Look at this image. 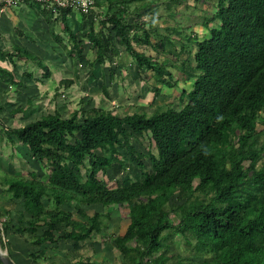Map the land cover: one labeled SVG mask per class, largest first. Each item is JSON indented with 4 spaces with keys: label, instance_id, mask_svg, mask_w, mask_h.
I'll return each instance as SVG.
<instances>
[{
    "label": "trees",
    "instance_id": "1",
    "mask_svg": "<svg viewBox=\"0 0 264 264\" xmlns=\"http://www.w3.org/2000/svg\"><path fill=\"white\" fill-rule=\"evenodd\" d=\"M153 1L94 0L96 7L105 5V16L96 21L90 17L80 39L65 22L71 10L63 9L60 19L68 44L56 35L53 39L73 64L85 61L82 40L91 43L95 58L91 63L85 61L91 70L106 60L117 61L123 47L134 61L133 70L152 72L160 86L151 88V105L161 87L176 85L169 69H179L191 83L190 89L179 95L180 107L156 105L150 114L138 111L120 116L97 107L85 110L88 103L81 99L80 108L67 118L55 110L19 127L0 126L2 139L14 148L15 155L34 167L27 177L0 172V201L22 202L17 222L11 227L33 246L65 240L78 252L107 226L110 206H125L129 224L122 236L112 240L122 264H166L165 256L155 255L171 232L190 233L197 251L211 255L199 264H264V142L259 144L261 132H257V125H264V0H217L210 21L218 26L207 28L208 37L203 40L193 36L196 50L192 62H177L181 53H189L188 48L180 42L177 52L176 41L160 36L157 27L142 21L140 13ZM27 5L37 9L51 29L50 24L56 21L51 20V10L42 4ZM166 31L179 33L175 27ZM133 44L153 51L159 45L165 55L163 61L136 51ZM12 51L0 50V60L12 63L25 58L41 70L44 79L51 77L38 56L16 45ZM115 68L121 72L123 66L117 63L108 76L103 72L95 76L94 69L91 71L105 96L111 87L105 81L113 83ZM78 74L74 70L72 79L59 83L68 87ZM25 75L32 76L30 72ZM0 79L9 85L20 83L2 67ZM29 105L30 100L27 108ZM27 108H16L11 114H23ZM137 137H146L155 152L137 151L132 144ZM120 150H125L138 169L145 170L146 161L150 167L145 178L128 176L126 183L117 182L109 188L98 174L112 170L114 164L122 172L127 170ZM39 168L46 173L38 174ZM196 193L204 195L206 205L193 203ZM174 195L176 201H182L179 206H169ZM83 204L101 206L104 212L89 215L81 209ZM72 206L78 218L63 209ZM170 213L177 218L176 224ZM10 223L0 220L2 250H6L4 237L12 229ZM45 253L40 250L29 258L46 264ZM7 256L10 258L8 252ZM82 256L72 264H99L90 256Z\"/></svg>",
    "mask_w": 264,
    "mask_h": 264
},
{
    "label": "rangeland",
    "instance_id": "2",
    "mask_svg": "<svg viewBox=\"0 0 264 264\" xmlns=\"http://www.w3.org/2000/svg\"><path fill=\"white\" fill-rule=\"evenodd\" d=\"M216 2L217 0H179L174 3L172 2V0H154L151 6L144 13L142 12L140 14L142 17V21L148 23L151 22L154 27H157L160 36L165 35L172 43L174 41L177 42L175 44V49L177 50V52L179 50L180 42H182L188 48L189 53H181L178 56L177 62H181L186 59L192 62V54L196 50L193 36L198 40H203L208 37L207 28L218 26L216 22L210 21L212 14L216 10ZM138 4L139 3H136L135 5ZM102 10L103 11L97 9V12L103 19V16H105V9ZM207 22V27H205L204 25ZM98 26L99 25H97V28ZM171 27H175L177 30H179V33H175L174 31H166L167 28ZM188 37L189 41H187ZM85 42H87V40H85ZM152 42H155L154 37L152 39ZM85 45L88 44L85 43ZM133 46L136 51L143 53L146 56L157 59L158 61H163L165 55L163 54L162 49L159 45H157L155 51H153L150 47L144 45L133 44ZM119 49L121 54L120 56L116 57L117 61H115L114 59L113 62L112 60H106L104 63L106 72H109V69H111V67H116L117 63H120L123 66L121 72L117 71L115 68L117 73L112 84L109 83L108 79L105 81L107 86L109 85L108 87L111 86L108 90V96H105L103 95V93H101L100 81L94 82L89 80V78L93 80L96 79L89 75L90 68L85 67L83 64L81 68L78 67L77 63L72 64L71 61L67 58L66 51L64 49L63 50L66 58H63L64 56L62 55L61 50L55 51L56 53H60V59L56 58L55 60H51L49 62V68L52 71V74H55V80H52V84L49 83V85H51L49 89V91L51 90V95L49 94V91H42V95L41 93H39L40 95L38 96V98L40 99V101L35 104L39 109L36 114H34V116L30 118V121L41 114L51 113L53 111L52 109H57V111L62 115L63 118H67L74 110L80 108L79 106L81 99H84V102L88 103V105L84 107L85 110H88L92 107H97L104 110L113 111L120 116L132 114L138 111H145L146 113L150 114L156 105H170L174 109L180 107L179 95L182 90H189L191 87V83L185 80V77H183L184 75L181 74L179 69H169V71H171L177 79L176 85L172 88L161 87L160 95L155 98L154 103H152L151 105V101L153 98V93L150 92L151 88L160 86L156 85V83L154 82L152 72L141 71L140 74L136 73V71L133 70V59L124 51L123 47H120ZM84 50L87 60L92 61L95 58L94 50L91 47H86ZM5 51L11 54L13 52H11L10 50ZM17 61L19 60L17 59ZM32 64L33 65H29L28 68L32 73L39 76L40 70L35 66L34 63ZM74 70H78L80 72V74H78L80 78H78L77 80L74 79V83L68 87L61 85L59 83L60 80L73 78ZM95 72L97 73V71ZM108 75L109 74H107V76ZM30 94H32L31 96L33 97L35 93L33 90H29L28 93H26V96L30 98ZM61 94H65V96L61 98ZM26 96L15 95L14 97L6 98V100L12 102L13 100H15V104L19 107L24 105L25 100L27 99ZM46 100L49 101L47 102ZM16 105L14 107H16ZM262 116L264 117V113H262ZM22 117V114H18L13 118L11 113L1 112L0 126L19 127L23 125L24 122H28L27 119L22 120ZM263 128L264 125L260 123L257 125V132H261L258 138L259 144L264 142V133H262ZM132 144L137 149V151L144 154L149 153L150 150L155 152L153 145H149L150 142L146 137H137L132 140ZM13 150L14 148L10 146L8 141L2 139V136L0 134V169L2 170L0 172L5 171L3 173L10 176L27 177L29 172L34 171V167L32 165L33 163H29V160L27 162V160L23 159L22 157L15 155V150ZM120 152L126 164L127 170L125 172H122L119 169L118 165L114 164L112 170H109L104 174L100 172L98 174V178L102 180L109 188L115 187V184L117 182L126 183V177L128 176L138 179L145 178L150 167L148 161H146V169L140 170L126 156L125 150H120ZM262 156V161H264V153ZM260 163H258V166L260 165ZM37 173L45 174L46 172L39 168L37 169ZM196 183L197 182H195L194 185H196ZM1 190L2 188L0 187V195ZM176 197L177 195H174L170 199L169 206H179L182 203V201H176ZM192 201L195 205L198 206H204L207 204V200L204 195L199 193H196L194 195V199ZM63 209L70 210L72 213H75L73 211V206L69 208L63 207ZM81 209H84L89 215H92L94 212H104L101 206L98 205L86 206L85 204H83L81 205ZM20 210H22V202L17 201L14 202V204H7L3 202V200H1V222L12 219V223H15V215ZM109 214L110 220L109 223L106 224L107 226H105L100 234H94L92 236V239H96L98 242H100L98 245L99 251L96 255V259H98L99 264H121L120 257L117 255L118 253L112 245V240L115 236H122L126 231V228L129 224L127 208L125 206H110ZM75 215L77 216L76 213ZM169 217L174 224L178 222L174 213H170ZM25 223L27 224L28 221L26 220ZM20 238L24 240L22 237ZM92 243L93 241L90 240L85 243L83 247L87 250H90ZM163 244L164 247L159 253L155 255V257L165 256V258H167L166 264H199L200 262H203L204 260L211 257L208 252L206 253L197 251L195 239L190 235V233H185V235H182L171 232V234H169V237L163 240ZM1 251L5 254L7 253L6 250L1 249ZM81 258L85 259L87 257H84L83 255ZM89 258L90 260H92V256ZM129 262H133L132 258L129 259Z\"/></svg>",
    "mask_w": 264,
    "mask_h": 264
},
{
    "label": "crops",
    "instance_id": "3",
    "mask_svg": "<svg viewBox=\"0 0 264 264\" xmlns=\"http://www.w3.org/2000/svg\"><path fill=\"white\" fill-rule=\"evenodd\" d=\"M101 8L105 9L104 13H106V8H104V6L96 7V9L103 11ZM84 15L85 14H83L79 10H71L70 13L65 18V22L67 26L78 37L81 35L83 31L87 30L90 23V17L89 16L86 17V15L85 16ZM100 16L101 15H99V13L97 12V14L93 18L94 20L95 18L97 20L98 17L102 19ZM51 20H56V21L50 24L51 29H49L48 24H46L45 19L42 17V15H40L37 9L32 8L28 5L20 6V7L0 8V50L1 51L10 50L12 52V46L16 45L19 48L26 50L30 54L38 56L41 60H43L44 64L52 73V71L49 68L50 67L49 62L51 60H55L56 58L60 59V53H56L55 51L61 50L62 55L64 56L62 57L66 58L63 48L53 39V35L61 37L64 44H68L67 43L68 38L67 35L63 32V20L60 19V13L57 16H54L52 13ZM85 40L86 39L82 40L83 56H84V60L88 61L84 49L86 47L90 48L91 43H89L88 41L85 42ZM85 43H87L88 45H85ZM69 60L73 64V61L71 59ZM93 60L88 62L91 63L93 62ZM85 61L78 62L77 63L78 67L81 68L83 64L85 67L90 68L88 65L89 63ZM12 63L8 59L0 60V67L5 68L8 71H11L14 74L15 80L20 82L17 85H9L7 83L2 82V80L0 79V107L3 108L1 112L11 113V111L19 107L27 108L28 100H30L31 106L29 105L25 113L22 114L23 117L21 118L22 120L27 119L28 122H24V124H27L34 120L33 119L30 121V118L34 116V114H36V112L39 109L35 105L37 102L40 101V99L38 98V96L40 95L39 93H41L42 95V91L43 92L49 91L51 87L49 83L52 84V80L53 79L55 80V74H52L51 77L44 79L41 76L42 72L40 70L39 71L40 74L39 76H37L36 74L32 73L28 68L29 65H33L31 61L26 60L25 58H21L19 59V61L15 59V62ZM103 67H104L103 64L101 66L94 65L93 68L94 70L92 69L94 75L97 76V73L102 75V72L104 75L109 74L110 69L109 72H106V67L104 68ZM92 70L90 68V74ZM95 71H97V73ZM29 72L32 75L31 78H28L25 75ZM89 80L97 82V80H93L91 78H89ZM29 90L34 91L35 93L34 95L37 97V99L34 95L32 97L31 96L32 94H30V98L26 96V93H28ZM15 95L27 97L24 105L18 107L14 102L15 100H13V102L6 100V98L14 97ZM64 96L65 94H61L60 97L63 98ZM46 101L48 102L49 100ZM15 105L16 107H14ZM42 109H46V108H42ZM52 110L53 111L51 113L41 114L38 117L46 114H52L55 111L54 109ZM16 115L18 114L12 115V117L14 118ZM0 171L2 170L0 169ZM3 202L7 204L9 203L14 204V202L12 201L3 200ZM73 214L75 218H78V216H76L75 213ZM25 217L26 220L28 221L27 218L28 216L25 215ZM0 220H1V216H0ZM16 222H17V214L15 215V223H12V219H11V223L9 224V227L12 228L16 224ZM40 233L41 230H39L37 234ZM4 240L6 242V252L9 253L10 258L14 262V264H37L30 260L29 255L32 253H36L40 250L46 251L43 257L46 258L47 260L46 264H72L75 261L76 257L79 255H84L85 257L92 256V260L99 262L98 259H96V255L99 251L98 245L100 242H98L96 239H92V237L90 240L93 241V243L90 250H87L86 248L83 247L78 252L73 249L70 241H65V240H58L56 243L53 244L33 246L22 240L14 232L13 228L8 229L6 231ZM116 251L118 253L117 255L120 257V262L122 264L123 260L121 258V253L117 249Z\"/></svg>",
    "mask_w": 264,
    "mask_h": 264
},
{
    "label": "built area",
    "instance_id": "4",
    "mask_svg": "<svg viewBox=\"0 0 264 264\" xmlns=\"http://www.w3.org/2000/svg\"><path fill=\"white\" fill-rule=\"evenodd\" d=\"M28 3L42 4L57 16L61 10H79L93 18L97 14L94 0H0V8L20 7Z\"/></svg>",
    "mask_w": 264,
    "mask_h": 264
},
{
    "label": "water",
    "instance_id": "5",
    "mask_svg": "<svg viewBox=\"0 0 264 264\" xmlns=\"http://www.w3.org/2000/svg\"><path fill=\"white\" fill-rule=\"evenodd\" d=\"M0 261L2 264H14V262L0 249Z\"/></svg>",
    "mask_w": 264,
    "mask_h": 264
}]
</instances>
